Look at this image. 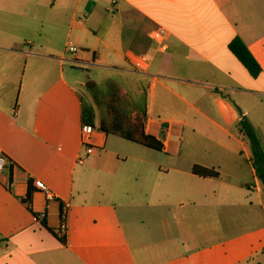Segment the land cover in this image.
Segmentation results:
<instances>
[{
  "label": "crops",
  "instance_id": "crops-1",
  "mask_svg": "<svg viewBox=\"0 0 264 264\" xmlns=\"http://www.w3.org/2000/svg\"><path fill=\"white\" fill-rule=\"evenodd\" d=\"M25 1L0 0V54L38 58L45 81L21 88L15 111L0 83V134L22 141L40 171L0 144V264H264V185L235 129L245 116L264 138V0H31L29 49L10 32L30 27L16 19ZM237 37L260 63L258 77L231 51ZM89 81L106 101L118 89L163 150L126 140L142 148L128 163L96 130L87 155L76 88ZM58 144L64 152L50 154ZM195 164L220 177L193 174ZM37 180L58 200L48 202ZM30 187L35 214L21 200ZM59 200L71 204L64 239Z\"/></svg>",
  "mask_w": 264,
  "mask_h": 264
},
{
  "label": "trees",
  "instance_id": "trees-1",
  "mask_svg": "<svg viewBox=\"0 0 264 264\" xmlns=\"http://www.w3.org/2000/svg\"><path fill=\"white\" fill-rule=\"evenodd\" d=\"M230 49L234 55L244 64L249 72L254 77H258L262 73V67L255 56L252 54L246 43L239 37L235 38L231 44ZM77 95L82 103V125L89 124L96 130L105 132L108 135L119 136L125 140L142 144L150 149L162 151L164 145L162 141L152 135L145 133L144 119L138 118L133 122L128 121L125 117H117V107L120 104V92L118 89L112 88L110 95V102L108 103L113 117L107 119L102 113V93L99 86L89 81L82 86L76 88ZM238 130L243 134L244 138L249 142L252 150L253 166L256 174L262 184L264 185V144L260 138L257 130L249 122V120L242 116L238 126ZM192 173L203 178H218L220 173L214 168H207L198 164L193 165ZM12 191L11 186L8 187ZM34 190L30 187L28 194L22 198V202L31 208L32 196ZM35 214V213H34ZM46 226V222H44ZM63 239V238H61Z\"/></svg>",
  "mask_w": 264,
  "mask_h": 264
},
{
  "label": "rangeland",
  "instance_id": "rangeland-1",
  "mask_svg": "<svg viewBox=\"0 0 264 264\" xmlns=\"http://www.w3.org/2000/svg\"><path fill=\"white\" fill-rule=\"evenodd\" d=\"M18 5H22L21 9H22L23 14L19 13L16 19L22 20L24 23L30 24V27L10 26V32L14 31L18 35L24 37L25 39L22 43H24V46L26 47V49H29V47L25 43L26 42L25 40L32 39L34 36L33 26H35L36 24L35 14L37 12L36 11L37 8L35 7L34 2L31 0L25 1L24 4L23 2H19ZM12 17L15 19L14 16ZM39 61L40 60L35 57H31L30 59H27L26 55L20 54V53L16 54V53L6 52V53L0 54V83H2L3 85L4 84L7 85V96L5 99L7 100V105L9 106L10 110L15 111L17 104H18L19 97H20L19 95H20L21 88L24 89L28 84H32V83L36 84L37 82L39 83V82L45 81V77L43 76V74L41 72H36L34 70L36 67L43 65V64H40ZM45 64L46 63H44V65ZM89 78H91L90 80L92 79L99 80L98 77L95 76V74L90 75ZM260 99L264 101V97ZM248 101H249L248 106H251L254 100L249 98ZM102 102H103V107L101 109L102 113H104L107 119H110V116L113 115V113L111 112L109 108V105L107 104L110 102V99L109 101H106L103 98ZM119 102L120 104L116 105L117 107L116 116L117 117L119 118L125 117L126 119H128V121H131V122L137 119V118L132 119L129 113V108L122 98L120 99ZM235 111L238 113L240 117L241 111L238 108H236ZM258 113L259 111H256L254 113L255 115H252V116H254V118L256 119ZM247 119L249 120V118ZM236 126L237 125H235V129L237 128ZM259 136L262 139L263 144H264V138L261 136V134H259ZM187 140L188 138H185L183 139V141H181L183 143V146L186 144ZM204 141L208 142L206 138L198 139V142L203 143ZM0 144L11 148L13 152H15L16 154H20L21 156L25 157L34 166L35 168L34 170L36 172L40 171L38 158L35 157L34 154L30 150H27L24 147V143L22 141L17 140L16 138H13V140L8 141V139L2 137V135L0 134ZM49 150H50L49 151L50 154L58 156L59 154L64 152L65 148L62 144H58L55 147L50 148ZM106 150L118 152L120 154V159L122 161L127 160L129 157L127 162L131 163L132 156L135 154V152L142 151V148L137 147L131 144L130 142H127L126 140H123L115 135H109L108 142L106 145ZM152 153L154 155V158L152 159L153 161L165 162L167 160L165 156H161L155 151H152ZM80 155H82V158L86 156L84 154V151H82ZM68 177L70 179L71 177L70 174L68 175Z\"/></svg>",
  "mask_w": 264,
  "mask_h": 264
},
{
  "label": "built area",
  "instance_id": "built-area-1",
  "mask_svg": "<svg viewBox=\"0 0 264 264\" xmlns=\"http://www.w3.org/2000/svg\"><path fill=\"white\" fill-rule=\"evenodd\" d=\"M116 2H117L116 0L113 1V3ZM109 13L112 14V11L109 10ZM87 15L88 14H86V16ZM69 50L70 52L75 53L77 52L78 49L74 45H70ZM81 132H82V148L87 153V155H89L94 151V146L91 143V137L96 132V129L89 124H83L81 128ZM85 161H86V156L84 158L80 156L77 162L80 165H84ZM7 164H8V158L5 152L3 151V149L0 147V175L3 174ZM35 185L38 190L44 193L46 200L48 202L58 200L57 199L58 197L55 195V193L43 181L37 180ZM59 201H60V224L56 233L60 238L64 239L66 238L68 233V216H69L71 204L69 201H64V200H59ZM44 217L45 214H43L41 218L43 219Z\"/></svg>",
  "mask_w": 264,
  "mask_h": 264
}]
</instances>
